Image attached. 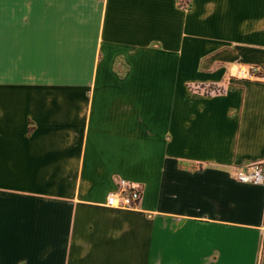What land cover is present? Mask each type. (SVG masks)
Here are the masks:
<instances>
[{
    "label": "crops",
    "instance_id": "0c3cea01",
    "mask_svg": "<svg viewBox=\"0 0 264 264\" xmlns=\"http://www.w3.org/2000/svg\"><path fill=\"white\" fill-rule=\"evenodd\" d=\"M262 161L264 0H0V264H264Z\"/></svg>",
    "mask_w": 264,
    "mask_h": 264
},
{
    "label": "built area",
    "instance_id": "2783aa9c",
    "mask_svg": "<svg viewBox=\"0 0 264 264\" xmlns=\"http://www.w3.org/2000/svg\"><path fill=\"white\" fill-rule=\"evenodd\" d=\"M247 78L257 77V70L249 68L242 72ZM236 180L241 184L264 185V161L255 162L245 168L235 171ZM140 190L137 186L125 180H117L116 189L106 198V206L113 209H134L140 200Z\"/></svg>",
    "mask_w": 264,
    "mask_h": 264
}]
</instances>
